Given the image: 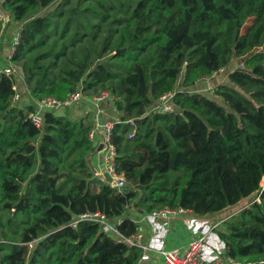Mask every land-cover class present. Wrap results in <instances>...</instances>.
<instances>
[{"label":"trees","instance_id":"16d2710c","mask_svg":"<svg viewBox=\"0 0 264 264\" xmlns=\"http://www.w3.org/2000/svg\"><path fill=\"white\" fill-rule=\"evenodd\" d=\"M71 1H4L2 9L22 24L12 64L45 47L39 37ZM120 1L112 9L125 16L121 28L109 29L101 48L88 45L61 79L50 78L44 55L35 57L28 70L32 87L22 94L30 101L25 108L13 106L16 78L0 75V228H13L20 217L23 222L20 240L0 246V264H137L141 250L118 243L99 224H69L101 212L112 224L120 221L119 233L130 237L140 228L134 212L182 207L208 215L247 199L239 215L213 232L232 264H264V0ZM100 7L105 17L98 23L77 24L81 42L90 28L95 41L108 24L110 9ZM84 13L98 19L89 9ZM223 70L228 83L213 88L223 103L196 92ZM79 87L85 94L110 93L123 122L112 134L123 190L101 179L90 163L98 146L89 137L93 114L47 110L41 129L28 118L37 101L64 102ZM169 93L175 94V113L142 117ZM131 119L139 120L129 139ZM2 236L7 239L5 231Z\"/></svg>","mask_w":264,"mask_h":264},{"label":"rangeland","instance_id":"374dc122","mask_svg":"<svg viewBox=\"0 0 264 264\" xmlns=\"http://www.w3.org/2000/svg\"><path fill=\"white\" fill-rule=\"evenodd\" d=\"M61 0H58V4ZM63 2V1H62ZM61 2V3H62ZM57 4V5H58ZM100 4H104L108 9H110V20L108 24L101 25L102 33L97 36L94 41V31L93 29H89L88 36L84 38L81 42L80 37L76 34L77 24L83 23L86 24L87 21H91V23H98L99 19L105 17V11L101 9ZM112 4L121 7L123 4L120 0H112V3L108 0H72L70 3L63 6L61 10L56 12L53 15V28L51 31L45 35L39 37L38 44L45 43V47L40 48L36 53L27 57L26 61H21L15 64L17 78L24 87L23 93H27L29 95V88L32 87L29 82V74L28 70L34 69L33 62L37 55H44L45 60L43 61L44 65L49 67L50 78L53 81H57L61 79L62 72L67 68H73L80 63V59L86 53L88 49V45L96 44L97 48H101L106 35L112 27L115 29H120L118 26V22H124L123 15L119 14L116 10L112 9ZM56 8L53 7V10ZM77 9V15H74V11ZM89 9V14L91 16H96L98 19H90L87 14L84 13L85 10ZM80 12V13H79ZM73 18L74 21L69 23L68 21ZM0 23L2 25V29L0 31V70L3 69L9 63V56L12 51L13 40L16 37V34L21 30L22 24H17L11 18V14L2 9L0 10ZM252 24V21H249L245 27V29ZM9 25V29L7 30V26ZM91 30H93L91 32ZM245 31V30H244ZM92 57L96 53V50L91 47ZM117 53V52H116ZM238 65V62L235 63ZM27 70V71H26ZM226 70L221 71L220 76H217L214 79L204 80L202 81L197 88L198 93L204 94L212 99L217 100L220 103H223L213 92V88L216 86L217 82L220 83H228V75H226ZM79 90H82V87H79ZM100 92H105L102 90H98L96 93L91 94V97L97 96ZM30 102V101H28ZM27 99L23 98L19 102L15 103L13 106L18 108H25L28 104ZM91 161V160H90ZM98 174V173H96ZM260 189H263L260 186ZM252 199H247L242 201L237 206L231 207L223 212L216 214H208V215H191L190 220L192 221L189 224V227L196 228L200 230L203 229L204 234L208 235V248H213L215 251L216 248V239L214 232L211 231L215 228V224L222 225L224 220L230 219L240 214L243 208L248 206L251 203ZM219 220V221H218ZM218 221V222H217ZM17 224L13 225V228H0V246L5 245L6 242L9 244L10 242H18L20 240L21 230L19 228V224L22 225L21 217L16 221ZM217 228V227H216ZM4 231L7 234V239H5ZM163 238V237H162ZM160 239V241H156L151 243L150 248L152 250L160 251L164 247V239ZM2 252H0L1 255Z\"/></svg>","mask_w":264,"mask_h":264},{"label":"built area","instance_id":"2783aa9c","mask_svg":"<svg viewBox=\"0 0 264 264\" xmlns=\"http://www.w3.org/2000/svg\"><path fill=\"white\" fill-rule=\"evenodd\" d=\"M4 1L5 0H0V10L1 5L4 3ZM20 39L21 31L16 34V37L13 40L12 51L9 56L8 65H6L3 69L0 70V75L15 77L16 81L18 82L13 87L15 94L12 101L14 104L23 99L22 93L19 89L20 82L17 78L18 76L16 73V67L10 61L17 46L19 45ZM220 73L221 71L219 73H215L211 78H208L206 80L214 79L217 76H220ZM174 97V93L163 95L159 99V101L142 117L146 118L154 114L160 115L175 113L176 106ZM110 98V93L106 91L100 92L97 96L91 97V94H85L82 90H78L72 93L69 99L64 102L48 97L36 102V109L35 111L29 113L28 118L37 128L41 129L45 124V111L53 109H66L74 105L88 103L92 107L89 111L95 112L97 110L96 117L93 116L97 120L101 113L99 108L100 102H103ZM93 112H88V114H93ZM138 120L139 119H131L127 121V124H129L131 128V131L128 134L129 139H132L136 134ZM116 123L123 122L110 121L101 125L98 120L94 121V127L91 130L89 137L91 140L95 141L98 129H101V144H103V149L101 150L103 172L99 173L98 176L101 179H104V175L108 174L109 177L113 180L112 186L118 190H123L126 186V180L124 175L118 173L116 170L115 159L117 157V152L114 145L112 144V134ZM189 215H193V213L182 207H165L163 209L154 210L150 213L142 215L141 219L138 221V224L142 223L143 221L151 222L154 220H161L167 223V231L170 232L173 229L171 225L172 221L177 218L186 217ZM84 221L99 224L101 226L102 231L105 234L115 238L118 243L124 244L130 248H137L141 250V252H143L144 254H147L151 251L149 245H147L144 241V233L140 230V228L137 234L132 235L130 237H124L118 231V225L120 224V221L117 224H112L107 218V216L101 212H87L81 214L78 217H75L73 221L69 224V226L76 229L79 223ZM211 231H213V229ZM216 240L218 241V243L215 245L217 248L216 251L213 248V251H208V249H211L207 246L208 235L201 233L200 235H196L188 244L184 246L169 249L163 248L157 253L161 255L165 264H232L231 261L227 260V258L225 257L224 246L221 242H219L218 239ZM29 248L33 249V244H29Z\"/></svg>","mask_w":264,"mask_h":264},{"label":"crops","instance_id":"0c3cea01","mask_svg":"<svg viewBox=\"0 0 264 264\" xmlns=\"http://www.w3.org/2000/svg\"><path fill=\"white\" fill-rule=\"evenodd\" d=\"M19 89L20 92L23 94V91L25 90L21 84H19ZM23 96V95H22ZM91 105L88 103H82L78 105H74L72 107L66 108V109H60V110H70L71 115L74 117H81L83 115L88 114V112H93L89 111L91 109ZM100 108V116L97 119L101 125H103L106 122H115L119 121V115L116 113L113 105H112V99H107L103 102H100L99 104ZM96 112H93V116L96 117ZM94 117V121H97ZM101 129H98L97 132V137L95 142H97L98 146L101 144ZM97 150V149H96ZM91 163L94 167L95 173H102L103 172V165H102V153L101 151L95 155L91 156ZM97 174V175H98ZM136 215L139 217L137 221L141 219V215L137 213H133V215ZM191 215L186 216V217H180L175 219L174 221L171 222V225L173 227L172 231L168 232L167 231V223L161 220H154V221H143L142 223H139L140 230L144 233V241L149 247L151 246V243L153 242H158L160 239H164V247L166 249L169 248H174V247H181L186 244H188L196 235H200L203 232V229L201 228L200 230L196 228H191L189 227V224L192 223L190 220ZM219 221V220H218ZM217 221V222H218ZM215 227H218V223ZM218 241L216 240V244ZM151 249V248H150ZM209 252L213 251V249H208ZM158 251L152 250L144 254L141 252V256L138 260L137 264H165L163 258L161 257L160 254L157 253ZM211 254V253H209Z\"/></svg>","mask_w":264,"mask_h":264},{"label":"water","instance_id":"95a60500","mask_svg":"<svg viewBox=\"0 0 264 264\" xmlns=\"http://www.w3.org/2000/svg\"><path fill=\"white\" fill-rule=\"evenodd\" d=\"M235 67H236V65L233 64L230 68L227 69V72H230V71H231V68H235ZM226 75H227V74H226ZM217 85H219V82H217L216 86H217ZM102 149H103V144H100L99 147L97 148V150L94 152V154L97 155ZM90 163H91V161H90ZM104 179H105L108 183H110V184L113 183V180L109 177L108 174H105V175H104ZM261 186L264 188V177H263V179H262V181H261Z\"/></svg>","mask_w":264,"mask_h":264}]
</instances>
